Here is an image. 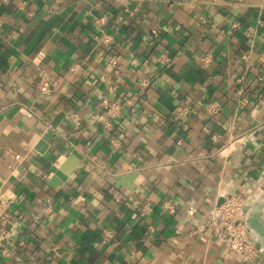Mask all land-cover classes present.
Masks as SVG:
<instances>
[{"label": "crops", "instance_id": "crops-1", "mask_svg": "<svg viewBox=\"0 0 264 264\" xmlns=\"http://www.w3.org/2000/svg\"><path fill=\"white\" fill-rule=\"evenodd\" d=\"M17 106L0 264H241L206 225L233 192L264 264V0H0V113Z\"/></svg>", "mask_w": 264, "mask_h": 264}, {"label": "built area", "instance_id": "built-area-1", "mask_svg": "<svg viewBox=\"0 0 264 264\" xmlns=\"http://www.w3.org/2000/svg\"><path fill=\"white\" fill-rule=\"evenodd\" d=\"M105 16L100 18V24L105 22ZM154 34H158L156 29H153ZM112 35L103 33L100 38V43L110 45L112 42ZM211 54L206 55L203 59L205 62L211 61ZM112 63L117 64V58H112ZM157 60L163 63H169L171 58L167 54H161L157 57ZM39 90L42 94H52V86L46 76H43L39 81ZM110 89H114L110 87ZM100 104L105 108L106 118L103 121L105 128H110L113 125V121L120 117L122 111V102L118 99H111L108 96H103L100 100ZM213 111H217L218 106L212 104L210 107ZM180 113H187L188 108H179ZM73 119L76 122L80 121L79 115L72 114ZM17 158L20 157L16 154ZM11 203V202H10ZM172 211L174 210L171 204H166ZM9 203L0 199V218L6 221L11 219V211L9 209ZM51 210V209H50ZM151 210V207L145 205L144 212ZM52 211V210H51ZM53 215V211L49 212ZM206 225L208 234L224 244L230 254L239 255L241 264H247L254 260L258 255V248L254 241V237L250 228V214L246 204V198L242 192H233L224 198V201L215 207L206 217ZM107 235H110L109 232ZM4 252H8L7 249Z\"/></svg>", "mask_w": 264, "mask_h": 264}, {"label": "water", "instance_id": "water-1", "mask_svg": "<svg viewBox=\"0 0 264 264\" xmlns=\"http://www.w3.org/2000/svg\"><path fill=\"white\" fill-rule=\"evenodd\" d=\"M17 108H18V106L15 107V108H13V109H11V110H9V111H5V112L0 113V121L4 118V116H6V115L10 116L15 110H17ZM42 143H43V141L41 140L39 144L42 145ZM45 146H46V145H44V147H45ZM44 147H43V148H40V150H43ZM70 150H73V148H70ZM69 169H70V168H68V166L65 164V165L63 166L62 169H58V170H56V175H57V176L55 177L56 182L60 183L61 180L66 179V178H67V177H66L67 174L65 173V171H69ZM56 182H55V183H56ZM53 186H55V185H53ZM251 222H252V224H253L254 226H257V222H256V221L252 220ZM259 229H260V228H259ZM260 231H261V233H263L262 230H260Z\"/></svg>", "mask_w": 264, "mask_h": 264}]
</instances>
